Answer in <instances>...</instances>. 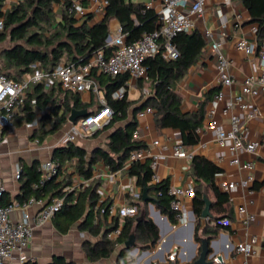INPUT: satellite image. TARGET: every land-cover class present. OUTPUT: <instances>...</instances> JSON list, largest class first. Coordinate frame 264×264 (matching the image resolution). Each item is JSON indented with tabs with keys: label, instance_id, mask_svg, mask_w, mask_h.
<instances>
[{
	"label": "crops",
	"instance_id": "obj_1",
	"mask_svg": "<svg viewBox=\"0 0 264 264\" xmlns=\"http://www.w3.org/2000/svg\"><path fill=\"white\" fill-rule=\"evenodd\" d=\"M20 1L23 0H6L2 9L8 11ZM125 1L141 5L145 10L151 9L154 11L158 15L157 27L159 26V13L162 9L160 0ZM106 5L107 0H80L73 14L79 20V24L88 22L90 26H93L104 18ZM53 10L56 14V20L59 21L62 13L61 4H54ZM88 15L91 16V19H87ZM132 19L136 21L134 16ZM192 19L196 25L195 30L202 34L206 47L202 58L192 65L186 75L179 81L176 92L181 98V108L184 113H196L204 105V120L202 125L197 128L199 142L194 146H183L182 134L179 129L158 128L155 122V109L147 107L151 108L152 112H145L147 108H144L139 112H143V114L138 113L136 116L137 125L134 130V134L137 132V136L134 135L135 139L145 143L150 153V156L141 162L149 161L151 165V155L158 156V165L155 170L158 178L160 181L168 180L170 186L176 187L186 185L190 181H193L196 185L190 176L192 159L187 154L203 156L220 167L222 172L215 179L220 190L226 193L221 188L222 183L236 184L235 188L229 194L227 193L231 203L230 213L233 221L227 228L221 229L216 235H211L212 239L210 240H213L211 249L221 254L225 262L231 264H264L262 250L264 245V92H260L256 96H248L245 99V102L249 105L247 110H242L238 104H235L231 112H224L226 101L233 100L234 96L240 93L244 81L255 74L254 64L258 63L257 55H248L239 51L236 49L235 44L239 40L257 43L258 26L256 23L250 22V13L242 0H230L228 3L225 0H206L203 13L200 16L193 15ZM108 27L110 39L118 35L120 29L122 30L120 21L116 18L109 20ZM215 43L219 44L220 52L230 61L229 73L234 79V84L231 86H222L219 81L215 51L212 48ZM94 75L97 80L98 77L104 74L95 73ZM138 79L131 76L126 88L122 87L128 100H138L141 94L146 98L151 92L148 81L143 83L144 88L141 91L137 87ZM43 89L47 93L55 92L61 108L66 92L59 86H55L51 90L44 87ZM220 91L223 93V98L215 106V120L225 129H229L231 126V113L237 115L240 125L244 129L246 142L259 143L255 152H244L239 156L240 164L232 163L234 155L231 150L228 147L219 145L214 133L207 127V113L213 109V102ZM78 94L81 102L89 105V111L96 110L100 106L99 95L105 98L104 90L101 88L99 95L94 92ZM114 94L112 95L113 99H115ZM34 107L36 108V106ZM253 108H257L258 111L251 114ZM49 114V109L37 111L34 121L21 123L18 122L19 118L15 117L12 133L7 135L5 132V139L0 145V177L6 187L3 196L4 204H22L24 199L21 194L23 193L24 182L32 177L33 170L38 172L40 179H42L43 164L50 159L53 160L55 149L64 145L61 141L69 130V125H65L56 132H60V134L48 142L46 138L56 133L42 135L43 132H48L51 129L53 119L48 117ZM122 125L123 123L117 124V126ZM92 136L78 138L73 143L86 149L89 154L98 148L107 149L104 142L98 138L92 139ZM155 141H158L159 144L153 145ZM164 145L167 146L166 151L162 149ZM178 146L185 148L183 156H174L175 149ZM244 164H250V167H242ZM128 170L129 167H125V163L121 169L113 170L104 161L100 160L93 166L91 180H87L89 184L92 180H99L100 182L97 189L98 204L94 209V223H100L103 230L106 229V224L111 223L113 217L109 214L105 216L102 211L97 212L102 204L119 208L124 204L133 203L139 209L140 207L144 208L142 198L139 201L128 194V187L130 186H135L137 191H141L142 194L141 187L128 174ZM18 171L21 172L20 177H17ZM81 181L86 180L75 172V162H69L63 165L60 175L52 183L46 185L45 191L39 198L45 204H48L52 201V199L50 200L51 194L57 189L55 185L58 186L64 182L58 188L59 190L65 185ZM209 197L212 201L214 200L211 194H209ZM193 199L186 198L183 202L187 210V223L173 225L172 229L167 226L163 219L165 216L161 215L156 206L153 204L152 208L148 203V216L158 227L160 240L155 246L148 249L139 247L134 252L130 251L122 263L147 264L155 255L159 254L160 256L161 252H164L169 262L192 264V261L198 258L197 256L193 258L194 253L196 252V255L199 253V244L194 240V229L193 233H190ZM240 207L245 208L247 214L254 215L255 220L245 224L242 214L239 213ZM41 208L40 204L34 203L26 208L25 212L29 216H34ZM157 211H159L160 217L157 215ZM22 214L21 209H14L10 214L12 221L18 223L22 218ZM58 214L49 222L34 229L29 245L22 253L16 252L14 254L17 264V258L19 259L21 255L26 257L23 264H50L56 256L64 257L67 261L76 264H116L118 251L109 259L97 262L88 261L82 243L91 235L82 230L79 223L72 226L67 233L60 232L56 227V223L62 218ZM193 222H195V218ZM252 238H256L253 252L248 255L239 253L237 251L238 244L249 242ZM95 240L92 237V242H95ZM194 242L197 243L196 250L194 249ZM225 248H229L228 252H225ZM172 254H175V258L170 261L169 258ZM192 258L191 263H188ZM155 263L156 261H153V264Z\"/></svg>",
	"mask_w": 264,
	"mask_h": 264
},
{
	"label": "trees",
	"instance_id": "obj_2",
	"mask_svg": "<svg viewBox=\"0 0 264 264\" xmlns=\"http://www.w3.org/2000/svg\"><path fill=\"white\" fill-rule=\"evenodd\" d=\"M5 2L6 0H0V16H5V28L0 33V41L8 36L14 45L5 50L3 54L7 72L1 67L0 72L15 80H20L36 62H39L46 71H52L62 63L85 64L93 54L100 50H103L106 58H109L112 53V48L107 45L110 35L108 27L110 19L116 18L120 21L122 33L126 35L129 43L139 40L143 34L154 31L158 23V15L154 11L145 10L141 5L125 0H107L104 18L93 26H90L88 22L79 24L75 15L68 11L71 0H23L3 13L1 10ZM242 2L250 13V22L258 26L257 44L260 47L264 39V0H242ZM56 3L62 6L59 21L56 20L53 10V5ZM133 16L136 21L132 19ZM87 19H91V16L88 15ZM172 42L179 52L176 60H165L159 53L145 61L146 78H139L137 87L142 91L143 83L145 81L150 83L151 92L146 98L141 94L138 100H128L125 93L123 98L113 99L112 95L116 91L122 87L126 88L131 77L129 73L115 78L104 74L97 78L99 87L104 90L108 106L113 111V116L110 122L95 132L93 136L103 130L108 131L107 149L98 148L89 154L83 147L68 142L56 148L53 154V160L59 163L60 167L63 168V165L74 161L75 172L85 180H91L93 166L100 160L113 170L121 169L132 151L147 148L145 143L134 137L137 125L136 116L147 107L155 109V122L158 128H174L181 131L183 146L190 147L199 142L197 128L204 120V105L196 113L182 112L181 98L176 92V87L189 68L202 58L206 42L197 30L178 33ZM27 95V100L16 117L19 118V123L32 122L36 118L37 111L49 109L48 117L53 119V123L51 129L43 132L42 135L56 133L65 125H69V116L75 109L88 110L89 115L95 112V110L89 111V105L81 102L78 93L66 92L61 108L55 92H45L42 85L32 86ZM119 123L123 125L117 126ZM221 172L220 167L203 156L195 155L191 160L190 176L196 183V195L193 199L194 240L199 245L202 244L203 238L212 239L211 235H216L221 229L228 227L221 225L220 220L233 221L229 196L223 193L215 182L216 176ZM128 174L136 180L141 189L143 185L148 187L150 202L156 206L161 215L168 218L171 225H178V217L171 208L172 199L168 195L170 187L168 180L152 184L154 171L149 161L134 162ZM52 179L46 180L39 188H35L34 185L40 183L41 179L40 174L33 170L32 177L23 184L21 197L25 201L32 196H42L46 185L53 182ZM61 184L55 185L57 189L53 191L50 198V200L55 198L64 200L63 207L58 214L62 219L56 223V227L60 232L67 233L72 226L79 223L82 230L87 231L96 239L95 242L87 241L83 245L88 261L97 262L109 259L118 251L116 264H134V262L122 263L131 251L126 250L124 245L133 230L136 231L138 246L142 249L155 246L160 240L159 229L148 216V202H144V208L140 207L139 214L135 218L113 216L111 223L106 224V229L103 230L100 223H94L99 180H92L89 186L79 193H65L63 190L66 185L58 190ZM205 194L208 197L209 194L214 197L213 201L209 197L212 205L211 216L208 220L202 217L205 208ZM141 198L140 195L138 200L141 201ZM107 207L102 204L97 212L100 213ZM143 209L147 213V218L137 223L136 220ZM107 214V211L104 212L105 216ZM118 227L121 228L120 235L115 239L109 238L108 234ZM50 264L76 263L56 256Z\"/></svg>",
	"mask_w": 264,
	"mask_h": 264
},
{
	"label": "built area",
	"instance_id": "obj_3",
	"mask_svg": "<svg viewBox=\"0 0 264 264\" xmlns=\"http://www.w3.org/2000/svg\"><path fill=\"white\" fill-rule=\"evenodd\" d=\"M71 5L68 9L70 13L76 11L80 0H71ZM162 9L159 13V26L152 32L143 34L141 38L133 43L127 42L126 35L119 30L118 35L108 40V47L112 48V53L109 58H106L105 52L100 50L93 54L85 64H59L52 71H46L39 62L31 66V70L26 73L20 80L9 78L0 72V145L7 135L12 133L14 119L21 112L27 100L28 90L35 85H42L45 89L51 90L55 86H59L64 92L83 93L94 92L100 94V87L95 77L96 74H105L112 78L122 74L129 73L135 78H144L147 74L145 61L149 57L161 53L165 60H176L179 57V52L173 44V38L181 32H191L195 30L196 25L192 19L193 15L200 16L203 13L206 0H160ZM227 3L230 0H225ZM5 13V9L1 10ZM5 28V16H0V33ZM235 47L248 55L256 54L258 63L254 64L255 74L248 77L242 84L241 91L235 95L233 100H228L225 103L224 112L229 113L233 110L235 104H238L242 110H247L249 105L245 102L248 96H256L260 92H264V42L258 47L257 43L239 40ZM215 51V59L219 72V81L222 86H231L234 84V79L229 73L230 61L219 50V44L212 45ZM125 95L124 88H121L114 94L115 99L123 98ZM223 98V93L220 91L213 102V109L207 113V127L212 130L219 145L228 147L234 155L233 164H240L239 156L244 152H255L259 146L258 142L247 141L244 134V129L240 125V120L237 115L231 113L229 129H225L214 118L215 106ZM35 103V101H33ZM100 106L95 112L87 117L79 119L75 124H70L69 130L62 138V143L65 145L68 142H74L78 138L92 136L95 132L107 125L112 116L113 111L108 106L106 99L99 95ZM257 108H253L251 114L257 112ZM145 112H152L151 108H147ZM140 115L143 112L139 113ZM137 136V132L134 134ZM155 141L153 145H158ZM164 151L167 146L162 147ZM185 154V148L178 146L175 149L174 156L180 157ZM191 159L192 154H187ZM150 156L148 149L134 150L130 153L125 162V167H131L134 162H141ZM151 169L154 171L152 184L160 181L155 170L158 165V156L151 155ZM244 168L250 167V164L242 165ZM63 170L60 164L50 159L42 166L43 178L40 183L35 184V188H39L46 180H51L58 177ZM21 172L18 171L17 177H20ZM252 179V178H250ZM235 183H222L221 188L230 193L235 188ZM89 182L81 181L65 186L64 192H76L87 188ZM6 192L4 181L0 177V264H17L14 254L22 253L29 245L35 228H38L52 220L62 209L64 200L55 198L48 204L36 196H32L25 200L22 204H4L3 196ZM141 191H137L135 186L128 187V194L133 198H139ZM168 195L171 197V208L176 212L179 225L187 223V210L183 205L186 198L193 199L196 195L195 184L190 181L183 186H170ZM142 196V195H141ZM34 203H38L42 208L34 215L29 216L25 209ZM14 209H21L23 214L18 223H14L11 219V212ZM102 213L106 212L110 216L118 215L121 218H135L139 214V208L136 204H124L119 208L109 205L106 210L102 209ZM239 213L243 216L245 224L255 220V216L247 214L246 209L239 208ZM221 225L230 226L232 221L229 219L220 220ZM121 233V228L108 234L111 239L117 238ZM256 238L251 241L240 243L237 246V251L243 254H251ZM264 253V245L262 246ZM175 254L170 256V261H173ZM18 264H23L26 261L25 256H20ZM214 264H231L225 261H219L215 258Z\"/></svg>",
	"mask_w": 264,
	"mask_h": 264
},
{
	"label": "water",
	"instance_id": "obj_4",
	"mask_svg": "<svg viewBox=\"0 0 264 264\" xmlns=\"http://www.w3.org/2000/svg\"><path fill=\"white\" fill-rule=\"evenodd\" d=\"M108 40H110V37L108 38ZM89 115L88 110H73L69 116V125L70 124H75L79 119L83 118V117H87ZM149 190L148 187L143 185L142 187V200L143 202H148L152 208H153V204L150 202V197L148 194ZM204 202H205V208L203 210L202 213V217L206 220H208L211 216V205L212 202L210 201L209 197L207 194L204 195ZM157 215L160 217V213L159 211H157ZM147 218V213L146 211L143 209L141 210L140 215L137 218V223H141L142 221L146 220ZM194 213L193 211L191 212V223H190V233H193V229H194ZM164 221L166 222L167 226L169 228H173L174 226L171 225L168 221V219L166 217H163ZM191 236V235H190ZM212 241L208 238H203L202 239V244L199 245V253L198 255H196L194 253V256H197L198 258H196L194 261L193 258L191 260L188 261V263L192 264H214L215 263V258H217L219 261H224L223 260V256L221 254H219L217 251H212ZM194 249H197V243L194 242ZM124 248L126 250H131L132 252L136 251L139 246L138 243L136 241V231L133 230L132 233L129 235L128 240L126 241ZM229 248H225V252H228ZM153 261H156L155 264H176L174 262H169L168 259L166 258V253L161 252V255L159 256V254L155 255V257L153 259H151L150 261H148L147 264H153Z\"/></svg>",
	"mask_w": 264,
	"mask_h": 264
},
{
	"label": "rangeland",
	"instance_id": "obj_5",
	"mask_svg": "<svg viewBox=\"0 0 264 264\" xmlns=\"http://www.w3.org/2000/svg\"><path fill=\"white\" fill-rule=\"evenodd\" d=\"M13 45H14L13 41L8 36H7V38L5 40L0 41V67L5 72H7L8 69H7V67H6V65L4 63L3 54H4L5 50L11 48ZM96 97H98V96H96ZM59 134H60V132L59 133H56V134H53V135H49L46 138V141L47 142L50 141L51 139L55 138ZM107 135H108V131H104L103 130V131L99 132L96 136H92L91 138L92 139H97L98 138L99 140H101L102 142H104V144H106ZM147 212H148V210H147ZM87 241L92 242V237L90 236V238L88 237L86 240H84L83 243H82V245L85 244V242H87Z\"/></svg>",
	"mask_w": 264,
	"mask_h": 264
}]
</instances>
